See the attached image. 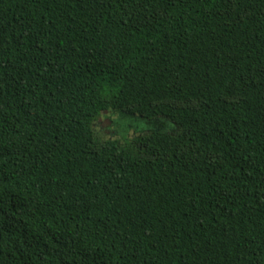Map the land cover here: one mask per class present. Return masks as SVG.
<instances>
[{
    "label": "trees",
    "instance_id": "trees-1",
    "mask_svg": "<svg viewBox=\"0 0 264 264\" xmlns=\"http://www.w3.org/2000/svg\"><path fill=\"white\" fill-rule=\"evenodd\" d=\"M0 264H264V0H0Z\"/></svg>",
    "mask_w": 264,
    "mask_h": 264
},
{
    "label": "rangeland",
    "instance_id": "rangeland-1",
    "mask_svg": "<svg viewBox=\"0 0 264 264\" xmlns=\"http://www.w3.org/2000/svg\"><path fill=\"white\" fill-rule=\"evenodd\" d=\"M148 125L142 120L130 117H119L117 114H105L96 126L97 133L103 139H116L124 135L133 137L137 132L146 130Z\"/></svg>",
    "mask_w": 264,
    "mask_h": 264
}]
</instances>
